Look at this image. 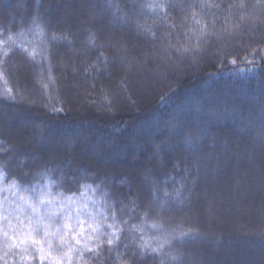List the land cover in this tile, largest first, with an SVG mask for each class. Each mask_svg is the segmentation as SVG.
Segmentation results:
<instances>
[{
  "label": "trees",
  "instance_id": "1",
  "mask_svg": "<svg viewBox=\"0 0 264 264\" xmlns=\"http://www.w3.org/2000/svg\"><path fill=\"white\" fill-rule=\"evenodd\" d=\"M59 1L0 0V264L264 263V0Z\"/></svg>",
  "mask_w": 264,
  "mask_h": 264
},
{
  "label": "rangeland",
  "instance_id": "2",
  "mask_svg": "<svg viewBox=\"0 0 264 264\" xmlns=\"http://www.w3.org/2000/svg\"><path fill=\"white\" fill-rule=\"evenodd\" d=\"M83 0H60L58 3H55V7H56V9H58V10H64V16L65 17H68L69 16V14L72 12V8H77V7H79V8H81V9H84L85 7H86V4L84 3L83 4ZM78 9V8H77ZM79 10V9H78ZM95 19V21H96V19L97 18H94ZM110 29H112L111 27H110ZM122 34H124L123 32H121ZM158 56H161V54L160 55H158ZM157 56V57H158ZM157 57H154L153 59V63H156V64H158V62L159 63H161L162 65H164V66H166V64H165V61H160ZM149 57H145V59H144V62L146 61V62H148V61H151L152 60V58L151 59H148ZM156 59V60H155ZM162 60H163V58H162ZM119 62H121V61H119ZM144 62L142 63V66L143 67H145L146 68V64L144 65ZM114 63H116V61H114ZM129 63L131 64V62H128V65H126V67L124 68L125 69V73H126V75H128V79L130 80V83L132 84V86L133 87H135L136 88V96L138 97V99L136 100V104L137 105H139L141 102H142V97H141V95L142 94H144L143 92H141V91H138V89H143V91L145 92L146 91V89L147 88H149V87H151V85L150 84H154V83H158L157 82V80H156V78H154V79H151V78H141V79H139L138 81H139V83L138 82H136L135 80H136V77L134 76L133 77V70L131 71L130 69H132L133 68V66L132 65H129ZM174 65V64H173ZM141 66V65H140ZM154 67H157V66H155L154 65ZM22 69V68H21ZM22 71V70H21ZM140 70H138L137 72H139ZM66 72V71H65ZM66 74V73H65ZM65 74H64V76H65ZM144 74V72L142 73L141 72V75H143ZM160 76H161V74H160ZM119 86V85H118ZM69 88V87H68ZM72 88V90L70 91L69 90V92H68V95H69V101L73 104V105H75V107L76 108H79V107H81V108H85V107H87V106H89L90 104H93L92 102H89V101H87L86 100V96L85 95H81L80 94V92H78L76 89H75V87L74 86H72L71 87ZM89 88L90 89H92V86H89ZM120 88L121 89H123V91L124 92H121L122 90H119V91H117V92H113L114 94L111 96V99H112V101H113V103H115L116 102V106H119V105H121V103H119L121 100H123V101H125V100H127L128 101V103H130V104H132V102H130L129 101V95L126 93V91L124 90V87H122V85L120 86ZM70 89V88H69ZM126 93V94H125ZM146 95V94H145ZM147 96H149V97H151V95L150 94H147ZM101 102H103V103H105L103 100L101 101ZM188 108H181L180 109V111H186ZM47 142V141H46ZM77 142H79V141H77ZM255 156H256V158L258 159V161L260 160V161H263L264 160V152L263 151H256V153H255ZM262 184V183H261ZM263 186H264V184L262 185V187H260V190H259V192H263L264 193V188H263ZM257 194H258V192H256ZM262 257H263V260H264V255H261ZM229 261H231V259H229L228 260V262ZM232 263H234V262H232ZM232 263H229V264H232ZM260 264H264V263H260Z\"/></svg>",
  "mask_w": 264,
  "mask_h": 264
},
{
  "label": "snow or ice",
  "instance_id": "3",
  "mask_svg": "<svg viewBox=\"0 0 264 264\" xmlns=\"http://www.w3.org/2000/svg\"><path fill=\"white\" fill-rule=\"evenodd\" d=\"M11 39L12 38L9 37V40H11ZM85 187H89V186L86 185ZM97 187H99V186H97ZM45 197H49V198L45 199ZM37 199H38L39 205L51 204L53 202L51 199V193L47 192V191L41 192L38 195ZM32 211H33V216H30L27 218L28 219V228H29L28 236H31L33 233L39 234V232L41 230L44 231L45 236L53 235V233H50L48 231V229L51 228L52 223L54 221H56L60 216L65 215V213L63 211H61V212H48L46 215L40 216L37 214V208L36 207H33ZM69 219H71L70 216H69ZM113 219H115L114 213H113ZM21 223L23 224V221H21ZM153 226L155 227V225H153ZM68 227L70 229V225ZM109 227H111V225ZM60 230H61L60 228H57V232H59ZM93 231H96V229H93ZM181 235H187V234L181 233ZM20 242L24 243V240H21ZM77 243H79V240H77ZM108 243L111 245L113 243V241L111 239H109ZM153 251H155V249H153Z\"/></svg>",
  "mask_w": 264,
  "mask_h": 264
}]
</instances>
